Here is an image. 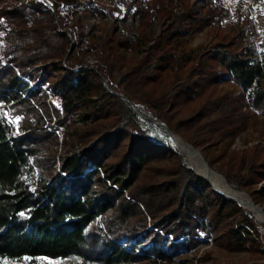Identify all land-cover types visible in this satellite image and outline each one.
I'll return each mask as SVG.
<instances>
[{
    "label": "trees",
    "instance_id": "1",
    "mask_svg": "<svg viewBox=\"0 0 264 264\" xmlns=\"http://www.w3.org/2000/svg\"><path fill=\"white\" fill-rule=\"evenodd\" d=\"M49 1L0 0V264H181L210 238L260 250L255 218L152 121L259 203L264 145L230 147L264 118V32L257 52L248 15L227 21L212 0ZM88 10L91 28L76 17ZM206 27L212 43L185 49Z\"/></svg>",
    "mask_w": 264,
    "mask_h": 264
},
{
    "label": "rangeland",
    "instance_id": "2",
    "mask_svg": "<svg viewBox=\"0 0 264 264\" xmlns=\"http://www.w3.org/2000/svg\"><path fill=\"white\" fill-rule=\"evenodd\" d=\"M101 1L107 4L106 3L107 0H101ZM241 2L246 9L242 11L248 15L250 20V22L247 25V28L253 34L252 47H254L258 52L260 50L259 43L262 41V34L264 32V0H241ZM191 3L193 5V0H191ZM77 8L78 6L70 5V7H68V10L70 11L76 10ZM117 10L118 12L123 13V9L121 7H117ZM129 14H130V9L128 15ZM76 17H79L81 24L84 25L85 28L94 27L98 23L97 20L92 16V12L90 10L78 11L76 13ZM230 17L231 16H228L227 21L230 19ZM252 20L260 24V27L258 29H251L249 27ZM123 26H126V22L123 23ZM160 29H161V25L159 23H154L151 25V31L154 34H157L160 31ZM216 32H217L216 28L206 27L195 34H191L185 49H189L200 43L210 45L214 40V36ZM89 62L91 63L94 62L93 56H87L85 58V63L88 64ZM147 113L151 114L150 112ZM14 120L16 121L17 119L15 118ZM157 135L160 139H165V137L162 135L161 132L158 131ZM166 140L169 142L171 146H173L181 154V156L184 158V160L187 163V160L185 159V155L182 153L180 147L177 145L174 139H171V137L167 133H166ZM258 143L264 145V118L261 117H258L256 121L246 131H244L238 137H236L230 148L234 151L242 150L249 145L258 144ZM195 149H197L204 157L201 149L198 148ZM211 169L215 170L214 168ZM232 186L236 189L238 188L234 185ZM238 190L244 191L249 196V194L245 190L240 188H238ZM255 190L258 192L260 197V202L255 204L264 207V179L255 185ZM245 210L249 212L247 209ZM249 213L260 224L261 234L264 235V223L259 219H257L251 212ZM259 246H260V250L257 251L248 250L245 252L233 253L226 251L221 246L216 245L212 238L204 239L203 242H201L196 248L191 249L189 251H183L179 257V260L182 261L181 264H264L263 238L259 239ZM57 262L58 261H52L50 259H42V261L30 262L28 259H24L20 262H15L12 264H56Z\"/></svg>",
    "mask_w": 264,
    "mask_h": 264
},
{
    "label": "bare ground",
    "instance_id": "3",
    "mask_svg": "<svg viewBox=\"0 0 264 264\" xmlns=\"http://www.w3.org/2000/svg\"><path fill=\"white\" fill-rule=\"evenodd\" d=\"M177 145L180 147L182 153L188 164L199 174L204 175L209 179L212 186L225 195L235 199L240 205L251 212L257 219L264 223V207L255 204L252 199L241 190L230 185L224 177L217 171L211 169L204 161L202 154L189 143L180 139L177 136H172Z\"/></svg>",
    "mask_w": 264,
    "mask_h": 264
},
{
    "label": "built area",
    "instance_id": "4",
    "mask_svg": "<svg viewBox=\"0 0 264 264\" xmlns=\"http://www.w3.org/2000/svg\"><path fill=\"white\" fill-rule=\"evenodd\" d=\"M89 0H80L81 2V7L86 6L87 2ZM202 0H193V5L192 7L194 9H199L200 5H201ZM212 2L217 5L218 7H220L221 9L227 11V13L229 14V16H231L232 14H234L237 10H246L245 7L243 6L241 0H212ZM70 7V6H68ZM49 8V7H48ZM51 10L54 11V8H50ZM173 12L175 13H180V5L179 2L177 0H175L174 4H173V8H172ZM251 29H258L260 27V24L254 20L251 21V24L249 26ZM1 37V34H0ZM3 49V42L0 38V53ZM16 70V69H15ZM23 80L28 81L26 78L22 77ZM31 86V85H30ZM40 88L42 90H44L48 96L49 99L52 100V102L57 103L58 99L56 97H51L50 93L46 90L45 86L41 85Z\"/></svg>",
    "mask_w": 264,
    "mask_h": 264
},
{
    "label": "water",
    "instance_id": "5",
    "mask_svg": "<svg viewBox=\"0 0 264 264\" xmlns=\"http://www.w3.org/2000/svg\"><path fill=\"white\" fill-rule=\"evenodd\" d=\"M42 1V3H44L47 7H49V8H52L53 6H52V3L49 1V0H41ZM69 37H71L70 36V34H67ZM73 42H74V40L72 39V43H71V47L73 46ZM132 110L135 112V113H137V114H139V112L136 110V108H134L133 106H132ZM152 123H154V124H156V125H158L159 127H161V128H163L165 131H166V133L172 138V136H177V137H179L180 139H182V140H184L182 137H180L179 135H177V134H175V133H173V132H171L170 130H169V128L163 123V122H160V121H152ZM185 141V140H184ZM186 142V141H185ZM187 143V142H186ZM204 161H205V159H204ZM188 163V162H187ZM205 163L207 164V162L205 161ZM189 165V164H188ZM208 165V164H207ZM190 167H191V165H189ZM209 166V165H208ZM210 167V166H209ZM191 169L198 175V176H200V177H203L204 179H206L210 184H211V182L209 181V179L207 178V177H205L204 175H201V174H199V173H197L192 167H191ZM211 186H212V184H211ZM212 189L214 190V191H216V192H219V193H221V194H223L226 198H228V199H231V200H234V201H236L235 199H233V198H231V197H229V196H227V195H225L224 193H222V192H220L219 190H217L214 186H212ZM237 202V201H236ZM238 203V202H237ZM238 205L239 206H241L242 208H244L242 205H240L239 203H238ZM245 209V208H244Z\"/></svg>",
    "mask_w": 264,
    "mask_h": 264
}]
</instances>
